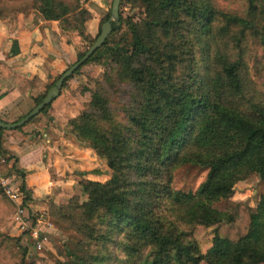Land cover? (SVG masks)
Listing matches in <instances>:
<instances>
[{"label": "trees", "instance_id": "1", "mask_svg": "<svg viewBox=\"0 0 264 264\" xmlns=\"http://www.w3.org/2000/svg\"><path fill=\"white\" fill-rule=\"evenodd\" d=\"M35 1L45 20L60 21L78 9L61 0ZM128 1L145 14L138 22L127 20L130 40L109 45V35L123 21L119 9V21L112 22L102 46L63 82L88 62L111 56L119 79L131 87L119 121L101 91L68 120L69 133L106 160L111 177L90 180L76 171L74 183L85 199L72 196L50 208L85 231L86 245H122L127 254L115 255L117 264H264V196L255 207L230 199L235 182L249 174L264 181V107L241 103L246 70L241 43L252 35L264 54V0H245L243 15L220 10L213 0ZM109 18L110 12L104 20ZM180 65L183 75L175 81ZM51 103L21 127H0V175L17 174L23 203L29 198L25 172L16 168L6 137L17 131L33 143L38 134L27 130L47 127L40 116ZM186 163L207 169L193 193L170 186L174 169ZM48 172L51 181L62 179L51 165ZM16 210L0 186V264H25L29 255L20 236L2 232ZM142 250L148 253L140 256ZM111 255L83 250L61 264H109Z\"/></svg>", "mask_w": 264, "mask_h": 264}, {"label": "rangeland", "instance_id": "2", "mask_svg": "<svg viewBox=\"0 0 264 264\" xmlns=\"http://www.w3.org/2000/svg\"><path fill=\"white\" fill-rule=\"evenodd\" d=\"M68 6H77L74 14H69L63 17L60 21L46 20L49 22L47 25V35L51 39V45L56 48L58 54L55 53L56 64H52L54 73L49 74L50 81L47 83L45 90L57 80L60 74L69 68L78 59V55L88 50L97 36L101 24L105 21V16L111 11L112 0H61ZM215 5L222 11L243 15L246 11L245 0H213ZM119 9L123 17V21L117 32L109 35V45L123 44L130 40V32L127 27V20L140 21L144 18V9L137 3H131L128 0H122L119 4ZM81 10H86V13H81ZM17 15H27L31 21L39 22L45 20L38 10V2L35 0H0V18L15 17ZM119 21V20H118ZM117 21V22H118ZM53 28V29H52ZM112 32V31H111ZM110 32V33H111ZM244 50V60L246 70L244 72L245 88L244 98L242 102L244 106L251 103H257L264 107V54L263 48L254 36H247L246 40L242 43ZM236 51V50H235ZM184 64V63H182ZM118 65L111 56L100 57L94 61L88 62L81 67L80 71L75 73L63 86L56 101L50 105L54 116L59 119L53 121L49 118V126L63 129L69 133L70 126L68 120L78 116L91 99V95L96 91H101L108 100L110 108L113 110L117 121L123 115L124 106L127 98L131 93V87L124 80H120L117 75ZM183 66H178L175 71L174 80L183 75ZM44 90V91H45ZM49 107V108H50ZM44 115H41L42 119ZM47 117L45 118L46 122ZM36 128L31 127L30 132ZM56 132V131H55ZM80 143V142H79ZM94 151L91 147L80 143ZM95 160L101 162L106 160L98 156ZM93 160V161H95ZM103 161V162H104ZM105 168H107L105 164ZM101 172V171H100ZM102 173V172H101ZM75 172L73 173V175ZM105 177L101 181H106L111 177V171L107 168L103 171ZM207 169L198 165L186 163L176 167L173 171L171 179V188L181 193L195 192L199 185L205 180ZM2 178H8L9 184L17 180L16 177L11 175H0ZM0 186L4 191V187L0 180ZM17 187V186H16ZM6 194V193H5ZM76 196L79 202H82L85 197L81 194L76 183L73 184L72 191L68 195H63L62 200L56 202L49 199L47 206L44 209L35 210L28 207V200H26L24 207L27 210L29 223L34 221L38 215H42L44 220L51 223V227L45 231L47 239L41 243V248L35 244L30 245V251L25 264H61L75 259L80 256L83 250L88 253H97L100 249L107 253H111L109 264L119 263L114 256L124 257L127 252L123 251L122 245L117 248L113 245H106L104 248L96 245L93 241L88 244L85 239V231L81 232L71 220L62 218L57 214L56 210L50 204L67 203L70 197ZM264 196V181L257 173H251L246 178L235 182L230 195L231 200L240 201L250 206H258L261 198ZM264 205V204H263ZM264 219V209L263 216ZM183 231L191 230L189 225L180 226ZM148 253V250H142L141 255Z\"/></svg>", "mask_w": 264, "mask_h": 264}, {"label": "crops", "instance_id": "3", "mask_svg": "<svg viewBox=\"0 0 264 264\" xmlns=\"http://www.w3.org/2000/svg\"><path fill=\"white\" fill-rule=\"evenodd\" d=\"M48 24L46 20L31 21L27 15L0 18V120L4 122H15L32 110L34 99L44 92L50 81L49 74L54 73L52 64H56L54 55L58 51L47 35ZM9 70L11 73L8 75ZM50 110L51 107L41 119L44 123L47 117V127L34 126L36 129L33 132L38 135L33 143L17 131L15 136H7L5 141V146L17 158L16 168L25 172L24 183L29 193L27 204L35 210L44 209L49 199L61 201L63 195H68L73 188L74 172H84L86 179L101 181L105 177L103 171L108 168H105L104 160L100 162L92 157V154L96 156L94 151L66 133L63 124L58 130L49 126V118L53 121L59 119ZM27 131H32L31 127ZM50 165L62 179L50 180ZM11 176L17 178L11 184L16 187L19 177L16 173ZM2 232L20 236L21 244L30 249V237L21 234L14 222L9 221Z\"/></svg>", "mask_w": 264, "mask_h": 264}, {"label": "water", "instance_id": "4", "mask_svg": "<svg viewBox=\"0 0 264 264\" xmlns=\"http://www.w3.org/2000/svg\"><path fill=\"white\" fill-rule=\"evenodd\" d=\"M121 0H112L110 18L103 22L101 25V30L97 36L94 43L88 48L83 57L73 63L55 82V84L47 91L42 100L36 104L32 110L26 114L22 119L16 122H4L0 120V127L5 129H15L24 125L28 120L37 115L47 104L53 101L56 97L59 96L63 82L67 79L78 67H80L89 56L102 44L104 43L107 36L112 31V22H117L119 20V4Z\"/></svg>", "mask_w": 264, "mask_h": 264}, {"label": "built area", "instance_id": "5", "mask_svg": "<svg viewBox=\"0 0 264 264\" xmlns=\"http://www.w3.org/2000/svg\"><path fill=\"white\" fill-rule=\"evenodd\" d=\"M2 185L6 195L17 204V210L10 221L14 222V226L20 231L21 234H27L32 243L38 248H41V243L47 239L45 231L48 227H51V223L48 220H44V217L40 214L34 218V221L29 223L30 216L27 213L26 208L22 202V196L17 187H13L8 178H1Z\"/></svg>", "mask_w": 264, "mask_h": 264}]
</instances>
